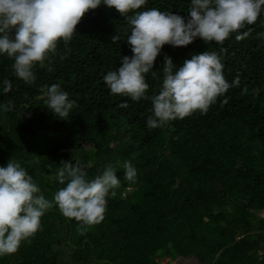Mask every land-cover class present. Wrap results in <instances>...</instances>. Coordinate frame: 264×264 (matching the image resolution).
<instances>
[{
	"label": "trees",
	"instance_id": "trees-1",
	"mask_svg": "<svg viewBox=\"0 0 264 264\" xmlns=\"http://www.w3.org/2000/svg\"><path fill=\"white\" fill-rule=\"evenodd\" d=\"M152 7L186 16L189 0H147L142 9ZM128 31L114 8L89 10L73 38L58 41L50 59L35 65L31 84L0 55V89L6 78L12 84L0 91V103L14 106L0 110V166L18 161L50 201L63 187L55 179L62 161L78 163L89 179L110 164L120 180L99 223L82 227L53 203L41 227L0 255V264H264V14L239 30L249 33L239 40L232 33L222 44L197 37L187 46H162L156 75L146 74L148 95L159 89L165 56L180 66L205 50L221 55L229 83L239 82L206 113L152 129L150 100L110 94L102 80L132 55ZM53 83L76 100L66 120L45 103L42 90ZM124 101L127 108L119 106ZM125 161L137 170L134 183L124 179Z\"/></svg>",
	"mask_w": 264,
	"mask_h": 264
},
{
	"label": "clouds",
	"instance_id": "clouds-1",
	"mask_svg": "<svg viewBox=\"0 0 264 264\" xmlns=\"http://www.w3.org/2000/svg\"><path fill=\"white\" fill-rule=\"evenodd\" d=\"M146 3L147 0H0V55L11 58L14 75L31 84L36 80L35 65L50 59L58 41L67 44L81 18L103 4L114 8L127 22L126 37L132 53L121 57L120 66L103 75L110 94L133 101L150 100L151 115L146 118L149 129L197 110L206 113L218 97L239 82L238 77L231 83L224 78L222 57L216 51L192 54L180 66L165 56L159 89L151 95L147 94L146 74L156 75L153 63L165 44L187 46L197 37L222 44L232 33H236L237 40L246 37L249 33L239 30L264 14V0H189L186 16L156 7L142 9ZM112 40H120L119 35ZM11 87L6 78L0 91L8 93ZM42 92L50 112L66 120L76 100L70 99L59 83L45 86ZM226 102L225 97L221 103ZM119 106L127 108L128 103L124 101ZM13 107L11 101L0 103V110L11 111ZM61 163L55 179L63 187L57 189L51 201L18 161L8 159L0 166V255L15 252L21 242L31 237L53 203L82 227L103 219L106 197L120 185L116 171L109 164L89 179L78 163ZM123 167L124 179L134 183L136 168L129 161Z\"/></svg>",
	"mask_w": 264,
	"mask_h": 264
},
{
	"label": "rangeland",
	"instance_id": "rangeland-1",
	"mask_svg": "<svg viewBox=\"0 0 264 264\" xmlns=\"http://www.w3.org/2000/svg\"><path fill=\"white\" fill-rule=\"evenodd\" d=\"M88 152H93L92 149H90ZM93 162L89 161L88 166H92ZM260 218H264V213H260L258 215ZM160 264H198L196 261H191V260H182V259H177V260H170L168 258H163L159 260Z\"/></svg>",
	"mask_w": 264,
	"mask_h": 264
}]
</instances>
